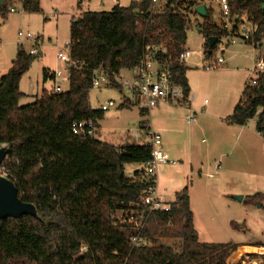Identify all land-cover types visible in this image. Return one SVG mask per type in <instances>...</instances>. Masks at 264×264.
Returning <instances> with one entry per match:
<instances>
[{
    "label": "trees",
    "instance_id": "16d2710c",
    "mask_svg": "<svg viewBox=\"0 0 264 264\" xmlns=\"http://www.w3.org/2000/svg\"><path fill=\"white\" fill-rule=\"evenodd\" d=\"M8 1L0 5L3 16L8 12ZM150 3L116 4L110 11H86L72 19L70 53L83 65L72 69L66 91L43 89L34 102L19 105L24 95L19 83L34 57L24 45H19L11 67L0 77V146L6 144L10 149L0 167L5 166L19 197L37 210V217L0 219V264H227L239 246L198 240L185 187L176 193L170 212L148 215L141 234L153 245L132 247L130 227L114 226L112 221L117 210L136 207L146 187L137 170L131 177L125 174V165L149 161L151 149L134 142L115 146L72 132L75 120L92 119L98 126L103 116L104 111L92 108L89 101L93 70H104L107 84L120 89L114 75L138 65L148 39L164 44L176 61L186 42L189 13L198 14L195 8L204 0H166L155 12L150 11ZM228 3L235 23L247 14L248 20L257 24L255 39L260 42L264 38V0ZM22 7L29 13L41 11L40 0H22ZM206 11L200 30L208 58L216 48L214 45L208 52L209 38L215 36L218 41L237 31V24L230 31L214 21L211 8L206 7ZM48 70L43 69L45 81ZM174 73L188 93L186 66H174ZM251 79L229 120L245 125L256 118V129L264 135V72L256 84H251ZM130 105L129 100L121 104ZM141 114L146 113L141 110ZM263 201V192L244 198L246 204L261 208ZM231 225L241 228L234 221ZM164 237L177 242L162 244ZM82 246L86 247L83 252ZM261 258L264 264V254Z\"/></svg>",
    "mask_w": 264,
    "mask_h": 264
},
{
    "label": "rangeland",
    "instance_id": "374dc122",
    "mask_svg": "<svg viewBox=\"0 0 264 264\" xmlns=\"http://www.w3.org/2000/svg\"><path fill=\"white\" fill-rule=\"evenodd\" d=\"M132 1L139 0H63V3L69 7V13L79 17L86 11H110L116 4L128 6ZM55 2L57 0H43L45 13L51 11L53 13L55 11L56 7L59 6ZM78 2L81 3V6ZM204 2L215 12L213 14L214 21L221 26H225L226 20L223 18L219 7L211 0H204ZM165 3L166 0H159L158 9L160 10ZM8 4L12 5L15 11H8L5 16L0 14V76L5 73L4 66H9L16 56L19 47V42L17 41L19 31L30 32L38 36L40 35L37 33L40 32L45 37L42 38L40 36L42 42L39 47L42 54H38V47L37 54L34 55L30 68L23 74L19 83L20 91L25 93V97H22L19 105H24L40 97L43 88L49 91L53 89L55 82L52 78H48L45 81L43 77L44 67L51 70H61L65 74L63 62L57 59L58 49L56 50V47L50 42L57 41L59 49H64L70 43V20L65 17V21L62 20L56 26L55 22L44 19V11L25 12L19 1L10 3L9 0ZM202 21L203 17L199 14L189 13L184 48L192 52L186 64L188 86L190 85V94H195L193 106L200 108L199 110L192 108L194 112H197L194 125L196 126L197 122L203 123L201 121V112L207 110L208 116L204 120L205 123L208 120L211 122V127L209 126L208 128L210 131H207L206 134L205 130L200 128V132L196 135L195 150L192 153L194 163H192V166L194 165V169L191 168V163L182 162L183 158L175 154L170 155V158L176 162L175 164L167 163L159 167L158 190L167 201H174L176 193L185 187L193 184V187L198 189L202 198L200 202L201 208L197 210L198 240L200 242L225 243L236 242L237 240L254 243L263 242L264 208H258L259 205H248L244 202V199L233 201L231 198L234 195L246 196L244 193L249 194L250 192L252 194L257 192L264 193V141L259 140L255 135L250 137L254 145L257 141V145L254 148V158L252 159H248V156L238 149H235L236 152L231 151V145L236 142V137L233 135V127L229 124V117L233 113L234 106L240 96L239 90L249 77L244 69L248 67L249 63H255V66H257L260 61V54L252 50L253 47L249 43L238 39L235 43L229 44L224 53L215 50L210 57L207 58L205 56L207 61L223 56L225 59L223 65L211 70L203 68L202 59H204L205 36L200 30ZM230 23L231 26L237 24V32L244 33L250 30L249 22L239 21L235 23V18H231ZM23 45L28 51L32 47L29 41L24 42ZM250 56L251 58H249ZM121 72L127 77L132 74V72L125 69L121 70ZM59 84L63 91L69 89L67 80H60ZM124 92L126 93V91ZM122 95L119 89L111 87L106 81L99 88L90 90L89 101L94 109H100L109 99L116 101V105L104 111L103 116L98 120V132L94 135L96 140L108 142L115 146L141 142L140 139L133 138L131 132L138 130L143 117L145 119L148 116L147 114L141 115L140 108L136 104L121 106ZM163 106H165V109L173 108L180 111L178 107ZM160 109H163V107ZM160 114L159 109L154 108L151 113V121L153 123L159 122L161 119ZM180 117L181 120H176L177 126H175L174 137L177 140L176 142H179L178 148L181 147L186 151L188 130L192 127H187L184 113ZM219 128L228 134L227 137L224 136L223 132L219 131ZM218 131L221 136L215 137V132ZM208 132H210L209 135ZM219 137H224L227 140L220 147L223 146L225 151L230 150L231 152H227L220 158L215 155V151L208 152V157L204 156L205 148L210 143L214 145L215 139ZM216 143L218 144L217 139ZM1 146H6V144ZM230 160L234 162L229 164ZM201 161L203 170H195V164H199ZM136 166V163L127 164L125 166V174L128 177L133 176ZM207 172L213 173L214 176H208ZM0 174L5 176V166L0 167ZM241 186L242 194L226 192L233 187ZM199 189H201V193ZM233 220L239 224H245V228L236 231L230 225V221ZM176 242L175 238L164 237L160 239V243L166 245H172ZM152 245L153 243L151 242ZM257 252H263V249H257ZM234 254L233 252L227 258V264H249L255 260L262 263L258 256L251 255L239 260L238 256ZM12 264L24 263L19 261Z\"/></svg>",
    "mask_w": 264,
    "mask_h": 264
},
{
    "label": "built area",
    "instance_id": "2783aa9c",
    "mask_svg": "<svg viewBox=\"0 0 264 264\" xmlns=\"http://www.w3.org/2000/svg\"><path fill=\"white\" fill-rule=\"evenodd\" d=\"M219 4L223 18L226 20L225 28L229 27L231 20V12L228 0H216ZM159 0H151L150 11H159ZM14 11V8H11ZM241 22H249L250 30L248 32H232L228 36L220 38L215 50L224 53L228 45L235 43L241 39L249 43L253 48H258L259 42L255 39V33L258 29L256 23L248 20L247 14L241 15ZM232 28L230 29V31ZM17 41L19 45L29 41L32 45L29 52L33 55L37 54L38 47L41 45L42 38L38 35H33L30 32H18ZM214 50V51H215ZM192 55L189 49L183 48L176 61L169 55L168 49L164 44L156 43L153 39H148L143 46V53L138 65L130 69L132 74L127 77L119 73L114 75L115 83L120 87V92L123 94L122 99L135 102L136 105L143 110L147 115L157 106L162 103L173 106H181L186 111L185 120L188 124L195 122L196 113L191 109L189 102L190 97H187L183 86L176 81L174 66H185L188 58ZM202 59V67L211 70L218 68L225 63L223 56L207 61L205 54ZM57 59L64 64V72L61 70H48V78H52L55 82L52 92H63L60 80L69 81L72 69L81 68L78 60L74 59L70 53V43L64 49L57 51ZM126 70V69H125ZM264 70V62L259 61L258 65L252 69L251 84H256V78L260 72ZM108 83L107 74L104 70L97 68L93 70V88H99L104 82ZM126 91V93L124 92ZM122 101V102H123ZM116 105L114 99L107 100L102 106V111H107ZM72 132L80 137H94L96 133V124L92 119L75 120L72 124ZM263 135V134H262ZM131 136L140 139V144L148 146L151 149V158L147 162L138 163L135 170L140 173V178L146 183V187L141 191L137 206H131L128 210H117L114 215L112 224L122 228L130 227L129 235L130 244L132 247L151 246V241L145 239L141 232L145 226L148 215L155 211L170 212L172 201H167L158 190V169L162 164H173L174 160L165 152L162 146V137L150 125L147 118L143 125H140L138 130H133ZM264 137V135H263ZM2 175V174H0ZM5 176L7 172L5 170ZM170 224V222H169ZM86 247L82 246L81 251H85Z\"/></svg>",
    "mask_w": 264,
    "mask_h": 264
},
{
    "label": "crops",
    "instance_id": "0c3cea01",
    "mask_svg": "<svg viewBox=\"0 0 264 264\" xmlns=\"http://www.w3.org/2000/svg\"><path fill=\"white\" fill-rule=\"evenodd\" d=\"M18 1L22 5V0H10V3H14V2H18ZM211 1H213L219 7V4H218V2L216 0H211ZM8 2H7V8H8V11L11 12V8H14V7L12 5H9ZM4 3H5V0H4L3 4ZM55 3H56L57 6L59 5L61 7H59V6L56 7V9H55V11L53 13H51L52 11L45 13L46 10H45V8L43 6V0H40L41 11H44V13H45V14L43 13V16L45 17L44 19L55 22V24L57 26L59 23H61L62 20L65 21V17H66V18H68L70 20L69 23L71 25L72 19L74 17H76L75 14L69 13V10L70 9H69V7H67V5H65L63 3V0H61V1H58L57 0V2H55ZM78 4L81 6V3L80 2H78ZM202 4H205V6L207 8H210V7H208L209 5L206 2H204ZM219 10H220V7H219ZM14 11H15V8H14ZM213 14H215V12ZM228 26H229V30L234 27V26H231V23ZM37 34H39L42 38H45L42 33L38 32ZM50 43H53L52 45L54 47H56V50L57 49L59 50V48H58L59 45L57 44V41L50 42ZM18 46H19V44H18ZM252 50H254L255 52L256 51L259 52V54H260L259 55V60H262V57L264 55V38L259 42L258 48H256V49L253 48ZM38 54L39 55L42 54V51L40 50V47H39V53ZM249 58H251V56ZM232 59H233V57H232ZM11 65H12V63H10L9 66H6V67L4 66V70H5L4 72L5 73L11 67ZM254 67H255V63H253V64L252 63L251 64L249 63L248 67H246L244 69L245 72H246V75L249 76V77H248V79H246V81H244V83L242 84V86H241V88L239 90L240 96H239V99H238L236 105L239 103V100L241 98V94H242V91H243V88H244L245 84L252 77V76H250V74H252V69ZM44 69H45V67H44ZM187 70H186L185 75H186V78H187V83L189 84L188 77H187ZM262 71L264 72V70H262ZM189 87H190V85H189ZM23 94H24L23 96L25 97V93H23ZM193 94L194 93H192V95L190 94V88H189V91H188V93H186V95H187V97H190L191 98V101L189 102V105H190L191 109L192 108H194V109L196 108V107L193 106V102L195 100V94L194 95ZM21 99L19 100V104H20ZM32 102H34V101H32ZM32 102H30V103H32ZM135 104L136 103L133 101L132 102V105H135ZM132 105H130V106H132ZM163 105H167V107L168 106L178 107L180 109V111L179 110H176V109H173V108H167V109H165L164 108L165 106H163ZM236 105L234 106V109H235ZM161 107H163V109H160ZM156 108L159 109V111L161 113L160 114L161 119H160L159 122L156 121V123H153L151 121V113H152V111L147 116H148V119L150 121L151 127L156 132H158L161 135V137H162V146H163V149L165 150V152H167V154L169 156L172 155V154L179 155L181 158H183L182 159V162H186L187 164L188 163H191V166H192V163H193L192 153L195 150V140H196L197 133L200 132L199 129L200 128H203L205 130V133L206 134H207V131H210L208 128H209V126L211 127V122H209V120H208V122L205 123V120H204L206 118V116H208L207 110L206 111L203 110L201 112V114H202L201 115V118H202L201 121H203V123L202 122L201 123L200 122L199 123L197 122V125L195 126L194 124L196 123V121L193 122V123H191V124H188L186 122V120H185L186 111L181 106H173V105H170V104L162 103L159 106L155 107V109ZM199 109L196 108L195 110H199ZM140 113H141V110H140ZM182 113H184V120H185V122L187 124V127H192L191 129L188 130V144H187V147H186V151H184V149L181 148V147L178 148L179 142H176L177 140L174 137L175 126H177L176 120L177 121L181 120V117L180 116L182 115ZM195 113L197 114V112H195ZM142 120H147V118L144 119V117H143ZM229 122H230V120H229ZM229 124L233 127V135H235V137H236V142L235 143H232V145H231V149H232L231 151L236 152V150L238 149L243 154H246L248 156V159L254 158V156H253L254 155V148L256 147L255 145H257V141H256V144L254 145V142L250 139V137L252 135H255L259 140L261 139L262 141H264L263 135L260 132H258L257 129H256V118H253V119L249 120L245 125H238V124H235V123H232V122H230ZM220 127H222V126H220ZM219 129H220L219 131L220 132H223L224 136L227 137L228 134L226 132H224V130H221V128H219ZM190 131H191V133H190ZM219 131L218 132H215V137L218 136V135L221 136V134H219ZM97 132H98V130L96 128V133ZM236 132H238V133H236ZM209 134H210V132H208V135ZM216 139L218 141V144L216 143ZM216 139H215V144L214 145H212L210 143L208 145V147L205 148V154H204V156H207L208 157L209 156V155H207L208 152H210V151H213L214 152L215 151V153H216L215 155L220 158L222 155L227 154V152H231L230 150H228V151L226 150L225 151V148L223 146L220 147V145H223V144H225L227 142V140H225L224 137L223 138H220L219 137V138H216ZM121 146H124V145H121ZM215 159H216V157H215ZM233 162H234L233 160H230L228 163L231 164ZM175 163H173V164H175ZM201 164H202V161L199 164H195V170L202 171L203 169L201 167ZM193 166L191 168L194 169ZM240 174H242V173L240 172ZM199 175H200V173H199ZM207 175L208 176H214V174L213 173H210V172H207ZM243 182H244V179H243ZM158 186H159V184H158ZM187 188H188L190 208H191V210L193 212V215H194V219H193L194 226H195V228H196V230L198 232V228H197V226H198L197 225V210H199L201 208L200 207V202H201L202 198H201V194H199V192H198V189L193 187V184L191 186L187 187ZM241 188H242V186L241 187H233L232 189H229V191H226V192H232V194H242V189ZM199 191L201 193V189H199ZM250 193L249 194L244 193V195H246V196L247 195H252V193L251 194ZM244 198H245V196H243V199ZM231 199L233 201H239V200L235 199L234 197H232ZM258 208H260V206H258ZM231 222L232 221H230V225H231ZM234 222H236V221H234ZM236 223L239 224L238 222H236ZM239 226L241 227L240 229H236V228H234V229H236V231H240V230H243L245 228V224H239ZM235 243H238L239 246L233 252L235 253L234 254L235 256H238V259L239 260H241L243 257H248V256L253 255V256H258L260 258V260L262 261L261 255L264 254V241L263 242H256V243H254V242H249V241L237 240ZM247 249H263V252H257V251H254V250H247ZM233 252H231V254Z\"/></svg>",
    "mask_w": 264,
    "mask_h": 264
},
{
    "label": "water",
    "instance_id": "95a60500",
    "mask_svg": "<svg viewBox=\"0 0 264 264\" xmlns=\"http://www.w3.org/2000/svg\"><path fill=\"white\" fill-rule=\"evenodd\" d=\"M4 0H0L2 5ZM195 11L202 17L207 15L205 4L196 6ZM137 12V11H136ZM217 43V37L209 38L208 52H212L213 46ZM10 151L6 146L0 147V166ZM237 200H242L243 195H234ZM23 215H31L37 217V210L34 204L23 201L18 195V189L15 183L8 177L0 175V219L7 217H20Z\"/></svg>",
    "mask_w": 264,
    "mask_h": 264
},
{
    "label": "bare ground",
    "instance_id": "6f19581e",
    "mask_svg": "<svg viewBox=\"0 0 264 264\" xmlns=\"http://www.w3.org/2000/svg\"><path fill=\"white\" fill-rule=\"evenodd\" d=\"M249 264H262V263H260L259 261L255 260V261H252V262L249 263Z\"/></svg>",
    "mask_w": 264,
    "mask_h": 264
}]
</instances>
